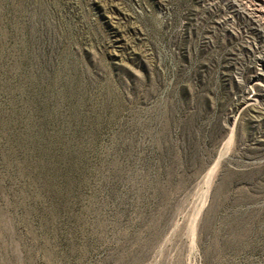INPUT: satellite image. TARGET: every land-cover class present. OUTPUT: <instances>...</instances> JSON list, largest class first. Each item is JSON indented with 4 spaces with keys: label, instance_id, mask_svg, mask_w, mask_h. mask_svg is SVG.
<instances>
[{
    "label": "rangeland",
    "instance_id": "1",
    "mask_svg": "<svg viewBox=\"0 0 264 264\" xmlns=\"http://www.w3.org/2000/svg\"><path fill=\"white\" fill-rule=\"evenodd\" d=\"M243 15L0 0V264H264V72Z\"/></svg>",
    "mask_w": 264,
    "mask_h": 264
},
{
    "label": "bare ground",
    "instance_id": "2",
    "mask_svg": "<svg viewBox=\"0 0 264 264\" xmlns=\"http://www.w3.org/2000/svg\"><path fill=\"white\" fill-rule=\"evenodd\" d=\"M229 2L237 6L240 12L244 14L245 27L254 36L257 59L260 61L261 70L264 72V0H229ZM262 98L260 94L248 92L245 101L249 102L250 100L262 104Z\"/></svg>",
    "mask_w": 264,
    "mask_h": 264
}]
</instances>
